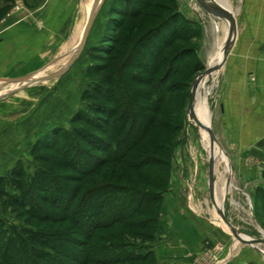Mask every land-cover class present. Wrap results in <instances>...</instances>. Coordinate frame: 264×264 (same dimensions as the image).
<instances>
[{"label":"rangeland","instance_id":"374dc122","mask_svg":"<svg viewBox=\"0 0 264 264\" xmlns=\"http://www.w3.org/2000/svg\"><path fill=\"white\" fill-rule=\"evenodd\" d=\"M178 1L185 14L198 22L200 30L195 26L193 28L198 34L203 32V39L200 40V35L178 43L168 50L155 68L143 66L145 70H133V67H140L145 62L140 53L144 43L140 39L148 30L172 14L176 0H156L152 6L143 9L141 0H132L130 3L133 6L129 5L142 10L136 17H116L122 19L114 26L111 24L114 28H111V31L115 32L114 42L111 43V48L106 50L95 49L110 24L109 11L112 0H103L82 51L74 59L75 50L82 37L79 35L80 30L76 36H80L76 48L72 49L71 40L59 42L58 46L55 44L53 54L45 59V63L41 65L42 70L36 74L0 75V94L6 93L0 97V177L12 178V171H21L23 182L33 197L35 193L32 186L41 176H47L49 180L45 183L48 182L51 189L57 183L75 189L82 195L94 188H108L107 191H112L118 199L124 200L125 204L132 200L129 194L125 193L126 190L170 189L173 177L178 182H184L182 193L188 206L191 204L194 208V204H198V210L203 206L204 213L201 212L200 215L223 236L222 243L206 245L207 248L196 255L188 254L186 264H264V244L255 248L241 243L221 223L213 201L214 183L219 182L225 174L227 181L231 178L232 188L224 205L226 217L242 236L257 241L264 240V137L229 136L226 123L217 118L219 106L216 104L222 76L221 67L208 80L201 97L204 96L207 100L209 95L211 129L227 155L231 174H226L225 167L220 165L211 182L213 159L204 148V139L198 126L201 124L199 122L197 125L192 116L196 104L194 98L195 104L191 107L192 85L196 77L209 67V60L216 52L217 46L227 37V30L219 25L221 20L208 14L195 0ZM20 10L19 5L7 10L0 17V24L7 26L13 15ZM188 46L195 48V57L199 58L204 68L200 67L198 72H193L196 59L188 60L182 73L168 84L170 60L176 52ZM62 52L68 55L59 56ZM70 62L72 65L69 70L63 72ZM53 75L57 76L48 78ZM34 76L39 77L35 80L43 81L14 87L16 82L29 79L34 81ZM108 83L115 87L114 103H108L99 93L98 88L107 87ZM96 86L97 90H94ZM89 92L98 93L97 98L100 99H88L86 96ZM202 98L201 102L206 110ZM96 106L114 110L112 121H115L116 128L111 131L115 134V141L112 140L114 146L119 145L127 132H143L148 129V125L151 126L147 137L142 136L139 145L133 148L122 165L111 163V153L104 151L107 150L105 145L109 141L112 142L110 136L103 135L84 121L75 120L82 113L95 117ZM128 122L129 126L120 137V128H124V124ZM201 127L204 130L202 125ZM78 131L86 143L77 137ZM241 132L244 133V130ZM204 138L207 139L205 146L208 147V135L205 134ZM76 147L80 150L81 162H84L86 157L98 159L99 166L95 173H80L76 168H81V163L75 161L73 164L64 158L62 153L65 150H74ZM214 149L216 150L215 146ZM73 150L70 154L72 156L76 154ZM223 162L227 164L224 158ZM143 164L154 167L143 169ZM153 170L151 180L147 172ZM219 186L222 188L221 182ZM15 194L20 196L18 192ZM215 202L218 208L216 197ZM92 203L99 204V201L96 200L95 203L93 200ZM162 204L163 201L161 206ZM38 205L50 215L49 218H53L40 220L29 214L27 207L17 205L9 198L0 200V218L6 231L3 246H7L12 238L9 254L18 264H29V253L20 246L19 237L28 239L32 246L30 238H38L39 235L51 238L64 235L70 240L80 241L83 247H75L72 242L65 245L73 254H76L77 250L90 251L92 248L108 244L118 246L117 252L121 251L124 256H130L128 260L123 259L118 264H159L153 250L156 238L151 237V229L122 223L99 230L91 238H86L73 220L72 212L75 209L67 214L62 213L59 208L58 211L55 210L52 204L40 202ZM88 205L89 201L85 204V210ZM152 211L149 214L151 217L157 212L156 209ZM160 214L161 207L158 221ZM149 215L140 213L130 221L141 222ZM12 228H16L19 233L18 239L15 238L16 232H13ZM34 251L36 252H32V259L38 264L46 263L36 260L37 252L51 254L53 264H73L70 256L61 258L51 249L37 246ZM0 263L4 264L1 258Z\"/></svg>","mask_w":264,"mask_h":264},{"label":"crops","instance_id":"0c3cea01","mask_svg":"<svg viewBox=\"0 0 264 264\" xmlns=\"http://www.w3.org/2000/svg\"><path fill=\"white\" fill-rule=\"evenodd\" d=\"M102 1L100 0L98 9ZM176 1L181 15L200 30L198 22L186 15L179 1ZM206 1L231 14L237 26L235 43L226 61L221 64L217 118L226 123L229 136L264 137V0ZM94 3L95 0H0V17L15 5L21 6V10L13 15L7 26L0 24V75L36 74L42 70L41 65L53 54L54 46H58L59 42L71 40L74 50L91 18ZM219 25L226 28L227 37L224 42L219 43L214 55L222 50L225 52L230 35L229 27L224 22L221 21ZM216 29L215 26V31ZM79 30L80 36L76 37ZM200 35L202 40L203 32H199L197 37ZM220 45L222 48L219 49ZM66 55L68 53L59 54ZM33 78L35 80L37 77ZM203 100L210 121L209 95L207 100L203 96ZM195 122L198 124L200 121L196 118ZM201 125L198 126L206 149V133ZM242 129L244 133L241 132ZM214 146L217 155L227 162L225 165H217L225 167V173L229 175L226 154L215 144ZM215 165L214 172L218 173ZM220 179L215 183L214 197L217 198L218 207L222 208L223 194L227 191L229 195L232 188L230 185L227 187L226 177L225 181ZM171 181L170 189L164 194L159 231L153 250L159 264H186L188 254L196 255L205 250L206 245L222 243L223 236L200 215L201 212L204 213L203 206L199 210L198 204H194V208L191 204L188 206L182 193L184 182H178L173 177ZM220 182L222 188L219 186Z\"/></svg>","mask_w":264,"mask_h":264},{"label":"trees","instance_id":"16d2710c","mask_svg":"<svg viewBox=\"0 0 264 264\" xmlns=\"http://www.w3.org/2000/svg\"><path fill=\"white\" fill-rule=\"evenodd\" d=\"M131 1L132 0H112L109 11V13H111L109 27L107 26L102 40L95 49H109L111 43L114 42L113 36L115 35V32L111 31L112 29H114L113 27H111V24L113 26L115 24H118V22H120L123 17H136L137 15H139L140 10L145 7L152 6L153 2H155L156 0H141L142 9L136 6L132 7L133 5L130 3ZM129 4H131L132 6ZM197 36L198 32H196V30L193 28V24L186 20L179 12L177 6H175V9L170 16L165 18V20L160 22L155 27H152L147 31L145 35L141 37L140 40L144 43V45L141 46L140 53L145 59V62H143L140 67H133V70H145L144 67L155 68L160 62L161 58H163L168 53V50L182 41H186L189 39L191 40L196 38ZM193 58L196 59L193 72H198L200 67L204 68V65L202 64V62H200L199 58L195 57L194 47H183L181 50H179V52H176L174 54L172 60H170V64L168 67V84L173 81V78H177L182 73V70L186 66L185 64L187 63V61H190ZM98 89L99 93L102 95V98L105 99V101H107L108 103H114L116 94L115 87L112 85V83H108L107 87L103 86L102 88ZM94 90H97V86L94 87ZM97 94L98 93L89 92L87 93L86 97L88 99H100L97 98V96L99 95ZM95 108V117L91 116L90 114L86 115L85 113H82L79 114L75 120H77L78 122L84 121L87 124H90L94 129L101 131L103 135L110 136L111 141L114 140L115 134L111 132L115 130L114 127L116 126L115 121H112L114 119V110L104 106H96ZM126 121L127 118L125 122ZM128 126L129 122L127 124H124V128H120V137L125 133L124 131ZM150 127L151 126L148 125V129H145L143 132H138L135 130L127 132V134L124 136V139L119 142V145L116 144V146H114L112 145L113 141H109L105 145L107 150H104L108 153H111L109 161L113 164L115 163L122 165L133 148L139 145V141L142 136L145 135V137H147ZM76 134L77 137L81 138V141H83V143H86L81 137L82 134L80 131L76 132ZM71 150L73 149L65 150L64 153H62L64 158L69 159V162H72L73 164L76 163L75 161H78L79 164L81 163L82 167L80 168L79 166H77L76 168L80 173H95L99 166L97 158L86 157V159H84V162H81L79 156V148H74L73 151H75L76 154H73V156L70 155ZM70 156H72V158H70ZM87 160L89 161V163H87ZM143 166V169L154 167H151L150 164H143ZM147 173L146 174L148 178H153L154 170L153 172L148 171ZM21 174V171H19L18 173V171L15 169L10 174L12 178L0 177V200L3 198H9L17 205L27 207L29 214L38 217L40 220H50L53 218L52 216L51 218H49L50 215L47 214L38 205L40 202H42L45 204H52V207H55V210L58 211L59 208L61 209L60 211L62 213L68 214V212H71L73 209H75L72 212L74 213L72 216L73 220L86 238H91L94 233L99 230H105L109 227L120 225L122 223H132L131 225H136L137 227H140L142 229H151V231L153 230L154 232H152L151 237L156 238V235L159 231L158 216L161 203L163 201L164 194L169 190V188L151 191L130 188L126 190L125 193L129 194L128 196L129 198H132V200L129 201V204H125L124 200L118 199L112 191H107L106 189L108 188H94L93 190H90L81 195V192H77L75 189H70L69 187L63 185L61 186L57 183L54 186L51 184L53 186V188L51 189L50 184L48 182L45 183L47 180H49V178L47 176H41L37 183L32 186L35 193V197H33L32 193H30V190L27 189L28 186L24 184L23 175ZM159 179L160 178H158V181L160 183L161 180ZM148 181L151 182L150 180ZM158 186H160V184H158ZM16 192L20 194L19 197L16 196ZM93 200L95 201V203L96 200H98L99 204L92 203ZM87 201H89V205L85 210L84 207ZM75 203L77 204L75 205ZM154 209H156L157 211L156 215L151 217L149 214H151L153 212L152 210ZM140 213L149 215V217L146 220H142L141 222H134V220L132 222L130 221V219H135L136 216H138ZM12 230L13 232H16L15 238L18 239L19 233L17 232L16 228H12ZM5 232L4 222L0 218V258L4 261V264H18L17 261L13 260L9 254L12 246V238L7 246H3ZM19 238L21 239L19 240L20 246L23 248V250H26L29 253V256H27L29 264H38V262L32 259V252H36L34 251V249L37 246L43 247L44 249L53 250L56 254L61 256V258L66 255L68 257L70 256L73 264H118L123 259L128 260L130 258L129 255L124 256L121 251L117 252L118 246H109L108 244H104L98 248H92L90 251L77 250L76 254H73L65 245L69 244L67 242H72L75 247H79L81 246L80 241L78 240L79 242H77L74 240H70L67 236L64 235H55V238H51L48 236L43 237L42 235H39L38 238L37 236L35 238H30L33 242L32 246L28 239H23L22 237ZM67 252H70V254H67ZM36 254L38 255V257H36V260H43L46 264H53V258L50 256L51 254L47 255V253L44 254L42 252H37ZM131 257L135 258L137 256ZM62 264H69V262H62Z\"/></svg>","mask_w":264,"mask_h":264},{"label":"water","instance_id":"95a60500","mask_svg":"<svg viewBox=\"0 0 264 264\" xmlns=\"http://www.w3.org/2000/svg\"><path fill=\"white\" fill-rule=\"evenodd\" d=\"M99 2L100 0H95V5H94V9H93V12H92V15H91V18L90 20L88 21L87 25H86V28H85V32L83 34V40H82V48L84 46V43L87 39V36H88V33H89V30L93 24V21L95 19V16H96V13H97V7L99 5ZM197 2L199 3V5L210 15H212L213 17H216L218 18L219 20H225L227 22H229V41L227 42L226 44V47H225V52H224V57H223V63L222 65L224 64V62L226 61L228 55H229V52L231 50V47L233 46V44L235 43V40H236V36H237V26H236V22H235V19L234 17L229 14L228 12L224 11V10H221L219 9L218 7H216L215 5H211L210 3H208L206 0H197ZM74 61V60H73ZM72 61V62H73ZM72 62H70V64L67 66V68L63 71H67L69 70L70 66L72 65ZM217 68H207L203 73L199 74L196 79L194 80L193 82V85H192V97H191V105L193 103V91L197 85V81H198V78L202 75H208V74H214L217 69ZM62 72V73H63ZM60 73V74H62ZM57 75H53V76H50L48 78H53ZM43 81V79H40L38 80V82H41ZM6 94V93H5ZM5 94L3 95H0L1 96H4ZM190 112H191V107H190ZM209 134H210V138L212 140V142L214 143H217L219 145V147L222 149L221 145L219 144L218 142V139L216 137V135L214 134V132L212 131L211 128H209ZM227 156V155H226ZM213 181V162L211 161V182ZM231 183V178H228V181H227V184L228 186L230 185ZM226 200H227V194H226V197L224 199V204L226 203ZM220 214V217L222 219V221L224 222V224L231 229L233 235L243 244L245 245H249V246H252L255 248L257 247V245L259 244H264V240L262 241H257V240H252V239H249V240H246L242 235L241 233L232 225V223L229 221V219L226 217L224 211H220L219 212Z\"/></svg>","mask_w":264,"mask_h":264},{"label":"bare ground","instance_id":"6f19581e","mask_svg":"<svg viewBox=\"0 0 264 264\" xmlns=\"http://www.w3.org/2000/svg\"><path fill=\"white\" fill-rule=\"evenodd\" d=\"M219 2V1H218ZM100 3V2H99ZM209 3V2H208ZM95 5V3H94ZM99 7V5H98ZM98 7H97V10H98ZM94 9V7H93ZM220 9V8H219ZM222 10V9H221ZM90 20V19H89ZM222 22H224L228 27H229V22L225 21V20H221ZM88 23V22H87ZM87 25V24H86ZM86 28V26H85ZM84 32H85V29H84ZM83 32V33H84ZM82 40H83V35H82V38L80 40V43L78 44L77 48H76V52H75V56L73 57V59L80 53V51H82ZM220 47L222 48V45L219 46V49ZM226 47V46H225ZM223 57H224V51H220L218 52L217 54H215L213 56V58L211 59L210 63H209V68H217L219 67L218 69H220L221 67V64H222V61H223ZM217 69V70H218ZM215 74V73H214ZM213 74H208V75H202L198 78V81H197V85L193 91V104H195L194 102V98H195V101H196V104H195V107L193 109V112H194V119L196 120V118L201 122L202 121V126L204 128V131H206V135H208V147H206V150L207 152L210 153V156L213 158V160L215 161H212L213 162V174L215 175V172H214V165H215V168L217 169V171H219V166L217 164H224L225 163L223 162V160L217 155V153L215 152V149H214V144L218 147V149L221 151L224 152L223 149H221L219 147V145L217 143H214L212 142L211 138H210V134H209V128H211V123L207 117V114H206V110L204 108V105L202 104L201 102V96H202V90L203 88L205 87L207 81L209 80V78L212 76ZM24 83H38V80H34V81H31V79L29 80H23V81H20V82H16L14 84V87H17L21 84H24ZM5 94V93H3ZM3 94H0V95H3ZM203 99V98H202ZM204 103V102H203ZM191 105V107H192ZM196 117V118H195ZM198 125V124H197ZM229 165V166H228ZM228 165L227 167H229V169H231V165H230V162L228 160ZM231 174V170L229 172V175ZM216 178V177H215ZM222 180L225 181V177L223 175L222 177ZM216 183V182H215ZM215 183H214V186H215ZM227 187H228V184H227ZM215 189V187H214ZM226 194H227V191L223 194V202H224V199L226 197ZM213 195H214V191H213ZM227 197H228V194H227ZM213 201H214V205H215V208H216V211H217V214L220 218V221L221 223L229 230V232H232L230 228H228L224 222L222 221L221 217H220V214L219 212L220 211H224V203H222V208H220V206L217 208V205H216V202H215V197H213ZM244 237V236H243ZM246 240H249L247 239L246 237H244ZM257 248V247H256Z\"/></svg>","mask_w":264,"mask_h":264}]
</instances>
